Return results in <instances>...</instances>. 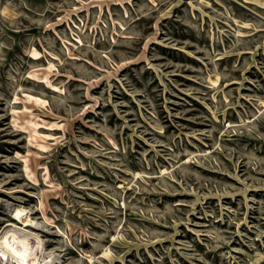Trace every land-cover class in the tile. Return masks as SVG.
<instances>
[{
  "label": "rangeland",
  "instance_id": "obj_1",
  "mask_svg": "<svg viewBox=\"0 0 264 264\" xmlns=\"http://www.w3.org/2000/svg\"><path fill=\"white\" fill-rule=\"evenodd\" d=\"M13 223L37 264H264V0H0Z\"/></svg>",
  "mask_w": 264,
  "mask_h": 264
},
{
  "label": "bare ground",
  "instance_id": "obj_2",
  "mask_svg": "<svg viewBox=\"0 0 264 264\" xmlns=\"http://www.w3.org/2000/svg\"><path fill=\"white\" fill-rule=\"evenodd\" d=\"M39 240L26 234L19 225L9 224L0 234V264H37L39 249L33 247Z\"/></svg>",
  "mask_w": 264,
  "mask_h": 264
}]
</instances>
